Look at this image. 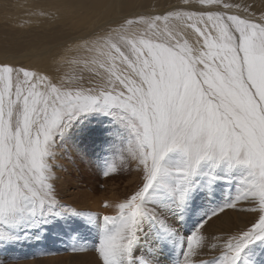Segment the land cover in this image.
Returning a JSON list of instances; mask_svg holds the SVG:
<instances>
[{"label":"rangeland","instance_id":"1","mask_svg":"<svg viewBox=\"0 0 264 264\" xmlns=\"http://www.w3.org/2000/svg\"><path fill=\"white\" fill-rule=\"evenodd\" d=\"M176 1L145 0L98 18L100 23L113 18L125 23L138 20L137 15L160 17ZM200 1L212 8L208 12L215 27L201 33V20L198 27L192 18L178 26L171 12L162 13L169 22L167 32L150 34L161 46L159 51L140 44L138 50L144 56H135L132 42L117 38L115 49L121 61L111 72L105 67L97 72L79 63L63 82L68 94L60 111L45 118L40 105L38 119L40 123L47 119L42 127L52 125L51 137L37 129L41 139L37 165L31 170L21 149L20 165L25 175L37 181L24 200L41 206L23 208L19 188L14 204L0 207V264H45L47 260L61 264H138L139 260V264H264V190L260 188L264 176L255 177L259 183L250 188L243 176V168L253 167L248 160L257 164L256 172H260L258 165L264 169V142L257 137L237 140L240 133L231 125L230 109L205 81L209 68L210 81L220 75L226 82L243 81L247 88L254 72L247 77L243 65L238 17L223 11L232 5L229 0ZM245 8L242 22L245 17H262L264 0H249ZM63 31L73 38L92 30L72 23ZM177 32L181 45L174 40ZM189 46L199 53L189 58L194 60L192 78L199 94L184 102L186 85H182L172 95L158 91L149 97L143 90L148 79L159 82L160 74H166L167 81L191 76L186 57L185 73L172 70L181 55L176 50ZM232 53L237 68L228 63ZM136 58L145 63L142 73ZM152 64L163 66L152 72L148 70ZM130 66L134 76H122ZM136 88L142 101L129 97ZM2 123L0 142L7 139L9 149L15 145L13 136L5 135L11 134V116ZM25 130L22 137L27 142ZM232 140L236 141L233 146ZM183 156L189 161L184 163ZM24 183V176L15 170L10 176L0 172V194L8 186L15 189ZM214 243L222 248L213 251Z\"/></svg>","mask_w":264,"mask_h":264},{"label":"bare ground","instance_id":"2","mask_svg":"<svg viewBox=\"0 0 264 264\" xmlns=\"http://www.w3.org/2000/svg\"><path fill=\"white\" fill-rule=\"evenodd\" d=\"M144 1L145 0H0V127L3 124L2 121L8 116H11V134H9V132L7 134L5 133V135H7V137L8 135L13 136L14 141L11 137L10 138L15 142L14 147L12 146V155H9V149L12 147L10 146L8 149V143H5L7 139L3 140L4 144L0 142V172L4 170L6 175L10 176L13 175L15 170L25 178V183L20 187L12 189V187L8 186L5 194H0L3 196L0 201V207L14 204L15 197L13 198V196L16 193L15 191H18L20 188L18 193L22 191L20 196L23 200L18 199L20 200L19 204L23 206V208L26 207V209H37L39 205L38 202V205H36L24 200L26 194L37 186V181L34 176H27L23 173L22 166L20 165L22 160L20 149L27 158L26 161L29 162L31 170H34L37 165L36 158L41 154V139L37 134V129L38 131L43 129L45 133L44 137L46 138L51 137L52 133V125L49 126L47 124V126L43 125V127L41 125V123L43 124L47 119L42 120L41 123L39 121L40 117L38 115L40 114V105H42L41 108H43V111L41 110V112H43L42 117L45 118L50 114L60 111L64 106L68 94L63 90V85H65L63 82L68 78L67 73L71 72V68L81 63L84 67L93 68L97 72L100 71L102 67H105L108 72H111L113 66L121 61L115 49V40L117 38H126L130 40L135 47V56H144L142 50H138V45L140 44H148L153 51H159L161 46L155 43L153 40L154 38L150 34L154 32L157 35H161L164 31L167 32V23L169 22L167 18L161 15L162 13L171 12V15L176 18L174 22L178 26H180L186 18H192V20L194 19L196 22V27H198V21L201 20L204 24L201 30L198 31L201 33H204L206 29H211L216 26L208 12L212 8L208 7L210 6L209 4L204 5L200 0H177L173 6L168 8L170 11L160 12V17L137 15L138 20L127 19L125 23H122L124 19L117 20V18L100 23L99 16L111 15L118 7L122 10H129L133 4H139ZM248 1L249 0H229V3L232 5L223 7V11L234 17H238L237 22L242 31L241 46L243 50V59L245 60L243 65L247 77H250V74L254 72L250 77L247 88L243 86V81H240V83L226 82L220 75L217 76L215 81H210L209 68H207L206 71L205 81L211 83V91L217 92L219 98L224 101L230 109L231 125L232 127H237L240 133V137H237V140L241 138L247 140L252 137H257L264 142V15L262 17H245L244 22H242L241 19L243 18H241L240 15L247 11L245 4L248 3ZM191 11H195V13ZM95 17L97 18L94 19ZM75 18L76 22H73L72 20ZM72 23L77 26L83 25L92 31L83 36L72 38V36L69 35L71 38H67L68 33L60 31L69 27ZM255 23H258L261 27L257 29ZM42 36L46 39L41 38ZM51 37L56 39H51ZM174 40L177 44H182V38L179 32L174 34ZM40 41H42V43H40ZM51 42L54 44L49 45L52 44ZM42 45H46V47L40 48ZM176 51L181 53V55L172 70H174L176 74L178 72L185 73L182 64L186 57L190 65L191 76L186 79L184 76L183 78L179 76L170 78L167 81V78H165L166 74H160L159 76H161V78L159 82L148 79L145 86H143V90L148 91L147 95L149 97H154L153 93L159 94L158 91L167 96L172 95L182 85H186V88H184V102L189 103V98L191 96L199 94L197 81L192 78L195 71L193 65L194 60L191 61L189 58L193 59V55L197 56L199 53H197L196 48L192 46H189L188 49H178ZM259 52H261V54H258ZM136 60L138 66L141 67L140 71L142 73L146 69L145 63H142L137 58ZM235 60L236 56L232 53L228 59V63L237 68L238 64ZM160 65L162 64H152L148 70L154 72ZM133 71V66H130L122 76H134ZM118 72H120V67L118 68ZM161 83H163V87ZM136 91L137 92L134 94L129 95V97L133 98L135 101H142L140 98V91L138 93V88H136ZM50 96H52V98ZM49 97L51 99H49ZM255 100H257L258 103ZM123 107L127 108L126 106ZM135 108L139 109V107ZM25 123L27 125V128L25 125L26 130L24 129ZM246 125L252 129L249 131L245 130L244 128ZM24 130L27 136L24 137L27 138L26 140L29 141H27L28 143L22 137ZM44 133L41 132V134ZM44 137L42 139H44ZM182 138L181 136L180 140H182ZM235 142L236 141L232 140L229 143H232V145H230L233 146ZM175 146L177 145L173 147ZM175 149H178V147ZM178 150L183 152L182 148ZM232 150H234V148H232ZM180 151L178 152L180 153ZM217 153L219 152L217 151ZM228 153L229 151H227V153L226 151L224 152L225 155H228ZM157 154V156H160L158 152ZM207 154L209 153L206 151V155ZM196 155L198 158V153ZM204 155L205 154H203V156ZM160 157H157V159H160ZM200 157L201 156H199V159L202 158ZM261 158L262 157H259V159ZM183 160L185 163L188 157ZM158 162L160 163V161ZM205 162L206 161L203 163ZM248 163L249 166L253 167L257 165L250 160H248ZM258 167L260 168V172L257 170L259 173L256 172L254 168H243V176L246 179L247 188L254 187V185L259 183L256 181L255 177L261 178L264 176L263 167L259 165ZM209 171L211 170L209 169ZM241 180H243V178ZM260 188L264 190V183ZM42 200H44V198ZM40 206H38V208ZM1 211L0 209V213H2ZM212 245L213 251L222 248L221 245L217 243ZM237 250L238 249L233 248V251ZM138 255L141 254L139 253ZM136 258L137 261L140 259L139 257ZM144 258L146 259L148 257L144 256ZM44 263L61 264L60 261L56 260H47ZM137 263L139 264L140 260ZM30 264L34 263L30 262Z\"/></svg>","mask_w":264,"mask_h":264}]
</instances>
